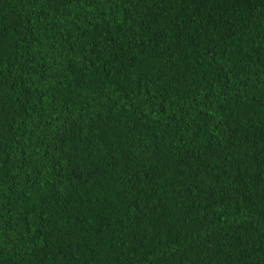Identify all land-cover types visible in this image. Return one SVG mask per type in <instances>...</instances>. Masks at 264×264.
I'll return each mask as SVG.
<instances>
[{
    "label": "trees",
    "instance_id": "1",
    "mask_svg": "<svg viewBox=\"0 0 264 264\" xmlns=\"http://www.w3.org/2000/svg\"><path fill=\"white\" fill-rule=\"evenodd\" d=\"M0 264H264V0H0Z\"/></svg>",
    "mask_w": 264,
    "mask_h": 264
}]
</instances>
